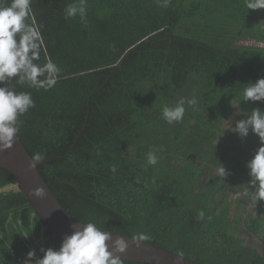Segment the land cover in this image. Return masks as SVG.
<instances>
[{
    "label": "trees",
    "instance_id": "obj_1",
    "mask_svg": "<svg viewBox=\"0 0 264 264\" xmlns=\"http://www.w3.org/2000/svg\"><path fill=\"white\" fill-rule=\"evenodd\" d=\"M71 2L33 0L45 52L62 71L49 91L17 86L36 103L20 118L19 137L31 156L46 158L71 150L89 96L107 82L91 98L71 155L38 166L55 196L80 222L129 236L143 232L146 241L197 264H264V254L238 235L244 223L264 246V200L256 215L235 214L254 202L245 163L258 138L249 135L240 157L217 143L228 135L222 124L234 102L241 112L264 108L239 94L242 83L264 77V48L240 44L264 40L260 10L248 13L245 0H171L167 9V0H87L85 25L64 19ZM192 96L199 111L188 109L183 123L160 119L165 104ZM161 146L158 165L145 170L147 152ZM223 166L228 175L218 174ZM10 184L14 175L0 168V188ZM236 191L248 195L232 200ZM41 237L43 246L59 249L62 239L43 227L25 193L0 191V264H21L27 239Z\"/></svg>",
    "mask_w": 264,
    "mask_h": 264
},
{
    "label": "clouds",
    "instance_id": "obj_2",
    "mask_svg": "<svg viewBox=\"0 0 264 264\" xmlns=\"http://www.w3.org/2000/svg\"><path fill=\"white\" fill-rule=\"evenodd\" d=\"M155 4H158V0H155ZM170 4L171 0H167L163 7L167 9ZM32 5L33 0H0V151L13 146L21 131L23 121L20 118L36 107L32 92L17 90V86L49 91L56 86L62 71L45 52L44 25L38 24L35 20ZM244 7L248 13L249 10L264 9V0H245ZM76 17L87 25V0H76L64 7L65 20ZM242 85L244 86L239 93L242 101L264 104V77L249 80ZM188 109L199 111V100L196 96L181 97L174 104H165L160 110V119L169 125L183 123ZM240 114L244 118L237 120L230 131L236 134L242 143L249 135L258 138V147L251 159L246 161L245 167L249 186L254 189V201L259 202L264 200V108L257 106ZM157 152H163V147L152 148L147 152L145 170L148 166L158 165L161 157ZM31 159L30 167L34 168L44 156L37 152ZM111 171L113 174L116 173L115 165L111 166ZM218 174L229 173L223 166L219 168ZM152 183H155V179ZM41 194L39 189L34 192L36 196ZM204 218L205 212L200 211L198 219ZM78 224L79 227L74 225L75 230L63 238L59 249L41 246L39 243L37 248L42 256L38 257L36 249L33 248L27 252L25 261L30 264H122V259L115 253L126 251L128 244L125 239H116L115 250L110 251L106 242L112 239L111 232L99 227L92 220L78 221ZM150 238L149 235L140 232L132 239L139 243Z\"/></svg>",
    "mask_w": 264,
    "mask_h": 264
},
{
    "label": "water",
    "instance_id": "obj_3",
    "mask_svg": "<svg viewBox=\"0 0 264 264\" xmlns=\"http://www.w3.org/2000/svg\"><path fill=\"white\" fill-rule=\"evenodd\" d=\"M120 65L121 64L118 65L117 69L120 67ZM110 78L111 76L108 78V80ZM106 83H104V85ZM104 85L95 90L89 96L87 117L84 127L75 139L71 150L67 154L46 157L36 164L34 168L30 167L32 163V156L25 148L19 136L15 140L12 147L0 151V168H5L14 175L18 189L26 194L29 201V206L33 208L34 213L40 219L43 227L50 229L56 237L62 240L66 235H70L75 230L73 227L74 225L79 227V220L77 221V219H75L61 204L53 191L50 189L46 180L43 178L38 166L47 161L58 160L71 155L75 145L87 127L91 112V98L94 94L99 92L104 87ZM37 189H39L42 193L40 196L34 195V192ZM105 230L112 233V239L106 242L109 245L110 251L115 250L114 241L116 239H125L126 243L128 244L126 251L123 253H115L123 260L149 264H197L187 257L162 245L149 241L137 243L133 241V236L106 228Z\"/></svg>",
    "mask_w": 264,
    "mask_h": 264
},
{
    "label": "rangeland",
    "instance_id": "obj_4",
    "mask_svg": "<svg viewBox=\"0 0 264 264\" xmlns=\"http://www.w3.org/2000/svg\"><path fill=\"white\" fill-rule=\"evenodd\" d=\"M241 111L239 109V106L237 103L234 102L233 107H232V114L229 116V118L225 119L223 121L222 124V128L228 131V135H222L221 137H219V139L217 140V143H219L222 147H226L227 148V152L230 156H237L240 151L244 148V144L239 141L237 139V135L232 133L230 131V129L232 128L233 124H235V122L239 119H241ZM239 138V137H238ZM228 144H227V143ZM247 146V144H246ZM129 151H133L131 148L127 149ZM249 178V177H247ZM243 187H248V184L245 183V185H243ZM250 187V186H249ZM248 187V188H249ZM10 189H18V186L16 185H7L4 188H2V190H10ZM251 190L248 192L251 193V195L253 194L254 189L250 188ZM241 195L242 197H245V192H241V191H236L235 193H233L232 195V200H234V198H237L236 196ZM254 196V194H253ZM251 201V200H250ZM249 201V204H246V206L243 208L242 206H240L238 209L235 210V214L237 215L236 217H240L243 216V214H253L256 215L258 214L259 211V205H261L259 202H253ZM242 214V215H241ZM238 235H240L241 237H243L246 242L248 244H252L254 246H256L263 254H264V246L261 244L259 238H257L256 236H254L245 226V224L243 223L241 225L240 230L238 231ZM36 238H28L27 239V244L29 245V243L31 242H35ZM38 243H40L41 246L44 245V237H41L40 240H37Z\"/></svg>",
    "mask_w": 264,
    "mask_h": 264
},
{
    "label": "built area",
    "instance_id": "obj_5",
    "mask_svg": "<svg viewBox=\"0 0 264 264\" xmlns=\"http://www.w3.org/2000/svg\"><path fill=\"white\" fill-rule=\"evenodd\" d=\"M240 44L246 45V46H253V47H260V48H264V40H257L256 38H246V39H242L240 41ZM2 189H0L1 191ZM38 241L35 242H31L29 243V245L27 244L26 248L22 251V255L21 257H19V262L21 264H24V261L26 260V254L29 250L35 248L37 251V256L40 257L42 256L39 251H38ZM25 264H30V262L25 261Z\"/></svg>",
    "mask_w": 264,
    "mask_h": 264
},
{
    "label": "crops",
    "instance_id": "obj_6",
    "mask_svg": "<svg viewBox=\"0 0 264 264\" xmlns=\"http://www.w3.org/2000/svg\"><path fill=\"white\" fill-rule=\"evenodd\" d=\"M257 24L260 27V29L264 31V9H261L260 12H259V14H258ZM241 118H242V115H241ZM243 144H244V142H243ZM244 150H246V145L245 144H244V148L240 151V153L237 156L240 157L243 154V151ZM245 191H247V190H245ZM247 195H245V196H247Z\"/></svg>",
    "mask_w": 264,
    "mask_h": 264
}]
</instances>
